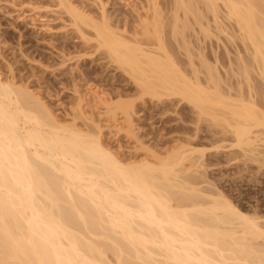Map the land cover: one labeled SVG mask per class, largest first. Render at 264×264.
Returning a JSON list of instances; mask_svg holds the SVG:
<instances>
[{"label": "bare ground", "instance_id": "obj_1", "mask_svg": "<svg viewBox=\"0 0 264 264\" xmlns=\"http://www.w3.org/2000/svg\"><path fill=\"white\" fill-rule=\"evenodd\" d=\"M68 1L56 3L140 98H178L200 123L228 134L242 158L263 159L264 0H145L132 31ZM227 30L250 59L238 58V89H224L218 58L214 66L190 43ZM180 50L190 72L176 59ZM10 82L0 75V264H264V218L202 188L204 150L181 145L165 156L122 160L104 142L102 125L78 126L82 111L62 123L39 96ZM134 104H105L106 129L132 136Z\"/></svg>", "mask_w": 264, "mask_h": 264}, {"label": "rangeland", "instance_id": "obj_2", "mask_svg": "<svg viewBox=\"0 0 264 264\" xmlns=\"http://www.w3.org/2000/svg\"><path fill=\"white\" fill-rule=\"evenodd\" d=\"M68 2L96 21L109 18L113 25L132 31L138 22L137 13L143 15L142 8L146 1ZM84 33L86 34L77 31L56 0H0L1 78L6 83L11 80L19 85L18 87L26 88L25 90L28 89L27 91L37 95L36 97L39 96L62 123L73 122V119L80 117L82 111L85 119H78V126L90 131L94 124L102 125V129L105 128L102 130L104 142L122 160L143 161L149 156L148 152L165 156V153L167 155L181 145L204 150V157L201 159L204 163L199 170L203 172L207 183H203L201 187L207 191L209 189L210 192L219 190L242 212L264 218V152L261 154L263 159L259 157L261 162L259 158V162L242 158L236 148L229 147L232 141L228 139V134L220 132L211 122L200 123L196 110L178 98H165L163 102L152 100L150 97L143 100L140 98L139 88L130 77L110 63L105 51L96 46L93 35ZM228 33L234 35L232 31L227 30L219 35L220 38L217 36L219 41L217 38H206L207 41L203 38L205 34L198 35L199 37L193 35L195 39H190L192 46H195L194 54H205V59L208 58L206 61H211L214 66L218 58L220 62L217 64L218 72L215 70V73L222 76L220 79L226 90L230 86L238 89L236 83L243 80L242 77L241 80L238 79L240 76L237 77L234 73L235 68L238 69L239 56L244 57L240 58V61H250L248 54L244 52L245 49L236 39L228 40L232 36ZM176 43L173 45L178 53ZM239 51L243 53L240 52L239 55ZM182 52L176 55L179 57L176 59L178 62L182 60L180 64L183 63L187 68L183 67L190 72L191 68H188L187 63L184 64L183 59L185 60L186 56ZM203 54L200 55L202 58ZM199 59L201 57L194 58L197 67H200ZM253 75L254 80L260 81L256 74ZM202 76L205 81V75ZM245 88L243 87L244 92L247 89ZM262 97H258V100H263ZM119 99L135 103V113L132 116L135 129L132 136H128L124 131H113L105 127L110 120L107 119L104 105L115 103ZM121 120L120 123H123L124 119ZM196 159H192V162ZM199 175L197 177L201 178L202 174L200 177Z\"/></svg>", "mask_w": 264, "mask_h": 264}]
</instances>
